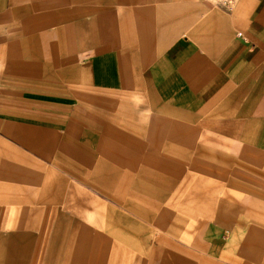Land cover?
<instances>
[{"label": "crops", "instance_id": "obj_1", "mask_svg": "<svg viewBox=\"0 0 264 264\" xmlns=\"http://www.w3.org/2000/svg\"><path fill=\"white\" fill-rule=\"evenodd\" d=\"M0 73L20 97L0 100V216L37 227L6 230L0 264H87L91 193L145 214L175 193L198 250L162 264H264V0H0Z\"/></svg>", "mask_w": 264, "mask_h": 264}, {"label": "rangeland", "instance_id": "obj_2", "mask_svg": "<svg viewBox=\"0 0 264 264\" xmlns=\"http://www.w3.org/2000/svg\"><path fill=\"white\" fill-rule=\"evenodd\" d=\"M5 78V75L0 73V86L6 84L8 85L7 87L17 93L15 90L16 82L7 83ZM0 100L3 106H7L8 109L9 107H15L14 105L20 104V97L9 92H4ZM131 101L130 104L136 110L135 119L137 122L154 120L152 115L146 111L145 105L140 98H135ZM69 105L72 110L73 122L81 124L80 116L87 111L86 108L81 106L77 99H72ZM87 115L93 122L95 121V117H97L95 112L89 111ZM14 117L10 112L7 114L0 112V124L5 121H16ZM108 124L111 125L110 122ZM208 135L215 137L213 132L198 129L190 124H184L180 134L184 143L186 140H191L193 145H199L200 142L203 143V138L208 137ZM120 137L124 139L125 136L121 135ZM12 143L16 144L17 142L16 140H12ZM248 164H252L250 160ZM248 182L249 187L254 188V179L248 178ZM90 195L95 200L101 201V206L93 205L86 213L87 219H90L87 227V264H97L96 231L103 239L101 245L104 246V254L100 251L99 264H162L160 259L162 257L163 261L166 259L165 256H162V251L170 249L184 250L191 253L194 248L198 250L197 242L193 239L196 242L193 244L194 241L190 240L192 219L188 213L183 212L181 207L180 209H176L175 206L177 205L174 202L176 197L175 193L157 194L156 197H160L161 202L153 209L144 207L143 209H145L146 214L141 210L129 209L126 206H124L126 208L115 207L110 204L107 198L97 193H91ZM10 196L8 195L9 202L11 201ZM149 197L153 200L155 196L151 195ZM12 205H14V210L8 211V220L0 216V244L5 250H7L6 230L11 231L24 228L30 230L37 228L31 222H23L21 220L20 215L23 213V210L20 208L21 205L18 206V210H16V204ZM254 206V193H249V209L247 210L248 225L255 223L256 213ZM167 214L173 217V219H169ZM17 218H19V221ZM178 221L180 222L179 225L177 223ZM175 223L176 225L174 226ZM196 238L198 239L197 235Z\"/></svg>", "mask_w": 264, "mask_h": 264}, {"label": "built area", "instance_id": "obj_3", "mask_svg": "<svg viewBox=\"0 0 264 264\" xmlns=\"http://www.w3.org/2000/svg\"><path fill=\"white\" fill-rule=\"evenodd\" d=\"M214 1L216 4H218L220 7L224 8V9H229L232 6H234L236 0H212Z\"/></svg>", "mask_w": 264, "mask_h": 264}]
</instances>
